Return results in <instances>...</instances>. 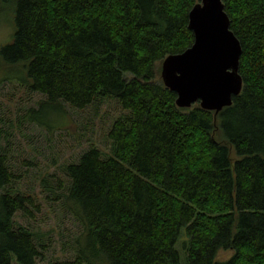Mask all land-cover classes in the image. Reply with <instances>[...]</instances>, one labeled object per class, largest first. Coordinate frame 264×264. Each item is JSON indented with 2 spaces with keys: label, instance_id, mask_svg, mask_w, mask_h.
Here are the masks:
<instances>
[{
  "label": "trees",
  "instance_id": "trees-1",
  "mask_svg": "<svg viewBox=\"0 0 264 264\" xmlns=\"http://www.w3.org/2000/svg\"><path fill=\"white\" fill-rule=\"evenodd\" d=\"M196 2L0 0L14 25L0 58L25 67L32 91L75 108L114 96L128 110L109 131L113 157L88 146L65 165V185L57 179L61 194L43 178L81 229L72 258L45 264L99 254L111 264H264V0H222L242 89L217 113L178 107L160 77L162 60L193 43ZM7 153L0 147V264H37L47 245L13 216L33 217L40 203Z\"/></svg>",
  "mask_w": 264,
  "mask_h": 264
},
{
  "label": "rangeland",
  "instance_id": "rangeland-1",
  "mask_svg": "<svg viewBox=\"0 0 264 264\" xmlns=\"http://www.w3.org/2000/svg\"><path fill=\"white\" fill-rule=\"evenodd\" d=\"M13 30L11 12L0 9V46L11 40ZM25 73V67L5 64L0 58V127L6 131L0 137V147H7L13 171L20 175L16 183L38 196L40 210L33 217L16 212L13 220L42 235L47 246L37 264H45L49 258H72L73 241L81 229L62 206V197L56 198L44 188L43 178L61 194L63 187L57 189V179L65 185V165L77 162L88 146L97 148L102 157H113L109 131L128 110L114 96L98 97L84 108L72 107L65 101L50 102L44 94L30 89ZM179 239L175 247L184 261V227ZM99 255L83 264H111L103 254ZM230 255L231 251L219 252L220 259Z\"/></svg>",
  "mask_w": 264,
  "mask_h": 264
},
{
  "label": "water",
  "instance_id": "water-1",
  "mask_svg": "<svg viewBox=\"0 0 264 264\" xmlns=\"http://www.w3.org/2000/svg\"><path fill=\"white\" fill-rule=\"evenodd\" d=\"M222 0H197L188 13L193 43L161 62L163 84L176 93L178 107L198 103L216 113L242 89L238 73L241 46L229 28Z\"/></svg>",
  "mask_w": 264,
  "mask_h": 264
}]
</instances>
